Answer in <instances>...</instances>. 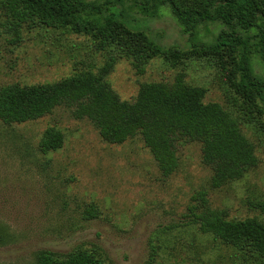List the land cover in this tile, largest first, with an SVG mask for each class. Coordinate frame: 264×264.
<instances>
[{
	"label": "rangeland",
	"instance_id": "374dc122",
	"mask_svg": "<svg viewBox=\"0 0 264 264\" xmlns=\"http://www.w3.org/2000/svg\"><path fill=\"white\" fill-rule=\"evenodd\" d=\"M86 1H110L141 22L134 24L163 48L190 51L191 45L213 43L222 29L205 23L189 35L165 7L150 17L143 13L148 0ZM243 34L250 46H257L256 29ZM11 38L0 11V87L52 83L76 71L95 72L105 59L89 36L37 28L22 29L17 43ZM250 50L252 71L264 82V65ZM228 62L226 56L192 55L175 62L153 58L136 74L121 58L106 82L119 100L129 102L140 83H168L182 73L186 84L205 90L204 103H218L236 116L226 101ZM238 118L253 146L256 166L217 189L209 187L210 172L201 164L200 147L194 142L176 147L178 166L162 177L138 136L120 145L106 144L86 119H74L69 108L56 107L21 124L0 122V264H33L39 251L63 256L76 249L90 252L102 264H245L232 248L200 233L188 208L196 204L192 197L203 192L207 206L222 211L226 219L254 218L264 224V113H241ZM47 127L59 130L63 143L41 154L37 143ZM88 206L95 217L84 216Z\"/></svg>",
	"mask_w": 264,
	"mask_h": 264
},
{
	"label": "trees",
	"instance_id": "16d2710c",
	"mask_svg": "<svg viewBox=\"0 0 264 264\" xmlns=\"http://www.w3.org/2000/svg\"><path fill=\"white\" fill-rule=\"evenodd\" d=\"M148 3L143 13L150 17L165 7L189 35L205 23H217L222 29L213 43L191 45L190 51H181L157 45L143 31L144 27L137 25L141 22L130 19L110 1L0 0L12 43L19 41L22 29L26 32L54 29L89 36L96 51L105 54L103 64L95 72L76 71L52 83L0 87V122L6 126L30 122L50 114L56 107H65L71 109L74 119H86L106 144L120 145L138 136L162 177L171 175L178 166L176 147L194 142L200 147L201 164L210 172V188L239 180L257 161L252 144L240 130L238 116L264 113V82L253 73L249 58L252 48L264 65V0H148ZM252 29L258 31L257 46H250L248 36L243 34ZM188 55L229 59L230 94L226 101L236 109V116L218 103H204L205 90L186 84L182 73L175 74L168 83H140L129 102L119 100L106 82L113 65L121 58L128 61L136 74H142L150 59L175 62L187 59ZM62 143L61 132L47 127L37 143V151L53 152ZM192 202L196 204L188 206L189 213L200 233L232 248L245 264H264V224L254 218L226 219L222 211L207 206L203 192H197ZM195 208H199L197 212ZM84 216L95 217L92 206L86 207ZM2 239L0 236V243ZM33 264L102 262L90 252L76 249L63 256L39 251Z\"/></svg>",
	"mask_w": 264,
	"mask_h": 264
}]
</instances>
